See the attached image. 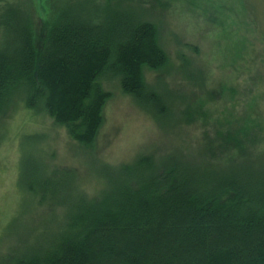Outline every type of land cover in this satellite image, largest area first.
Masks as SVG:
<instances>
[{"label": "trees", "instance_id": "1", "mask_svg": "<svg viewBox=\"0 0 264 264\" xmlns=\"http://www.w3.org/2000/svg\"><path fill=\"white\" fill-rule=\"evenodd\" d=\"M31 1H0V115L23 104L87 150L111 97L105 86L115 83L161 126L192 121L191 103L207 88L202 72L189 73L184 64L193 101L143 79V68L159 70L167 61L163 15L156 22L147 0H44L39 45ZM212 1L223 18L222 2ZM243 2L264 38V15ZM176 99L185 105L175 107ZM38 138H20L17 186L23 209L30 203L48 212L35 227L9 222L12 244L0 264H264V140L237 139L219 157L198 143L186 157L169 152L98 165L93 172L102 186L94 202L73 187L72 172H52L36 157Z\"/></svg>", "mask_w": 264, "mask_h": 264}, {"label": "rangeland", "instance_id": "2", "mask_svg": "<svg viewBox=\"0 0 264 264\" xmlns=\"http://www.w3.org/2000/svg\"><path fill=\"white\" fill-rule=\"evenodd\" d=\"M220 1L223 18H216L219 11L213 12L208 0H147L156 22L163 15L159 34L167 61L159 70L142 69L146 85L165 87L177 98L192 100L195 86L185 77L184 64L187 72L200 71L208 79L202 96L191 103L190 123L157 124L115 83L105 86L111 97L102 110V125L87 150L69 139L49 117L35 114L23 104L0 115V255L12 244L5 232L10 221L23 220L24 226L35 227L48 212H37L30 203L27 210L21 205L17 175L19 142L24 135L38 136L33 144L36 157L52 172H72L76 177L73 187L94 202L100 201L102 186L93 172L98 165H128L138 156L157 159L169 152L186 157L198 143L212 148L219 157L232 152L237 139L253 136L254 143L264 140L258 129L259 125L264 127V38L244 0ZM252 1L264 15V0ZM163 5L167 9L161 11ZM45 7L44 0L30 2L36 45L45 30ZM174 104L179 108L185 105L179 100ZM245 125L248 132L242 131Z\"/></svg>", "mask_w": 264, "mask_h": 264}]
</instances>
